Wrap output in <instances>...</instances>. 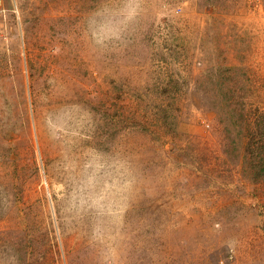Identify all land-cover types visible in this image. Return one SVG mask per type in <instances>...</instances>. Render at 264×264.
I'll list each match as a JSON object with an SVG mask.
<instances>
[{
  "label": "rangeland",
  "instance_id": "rangeland-1",
  "mask_svg": "<svg viewBox=\"0 0 264 264\" xmlns=\"http://www.w3.org/2000/svg\"><path fill=\"white\" fill-rule=\"evenodd\" d=\"M99 3L0 0V264H264V0Z\"/></svg>",
  "mask_w": 264,
  "mask_h": 264
},
{
  "label": "clouds",
  "instance_id": "clouds-1",
  "mask_svg": "<svg viewBox=\"0 0 264 264\" xmlns=\"http://www.w3.org/2000/svg\"><path fill=\"white\" fill-rule=\"evenodd\" d=\"M130 6L135 7V11L131 13L127 11ZM141 0H100V3L96 9L93 10V13L88 17L86 21L87 30L90 34L99 33L102 28L106 25L115 27L119 32V36L113 38L110 37L108 41L98 42V44H103L107 46L112 39L123 41L127 36H129L136 28L139 23ZM80 175L75 178L77 192H78V203L81 207H87L88 209L92 208V203L89 198H87L86 193L87 183L89 177L87 176L88 169L81 167L79 169ZM132 188V183L129 182V189ZM81 193L85 194V200L83 204L79 201V195ZM101 223L99 226V234L104 236L108 232V228L104 223L105 218H110L109 222L113 224H119L121 221V216L119 219H116L111 214L105 213L103 216H100Z\"/></svg>",
  "mask_w": 264,
  "mask_h": 264
},
{
  "label": "trees",
  "instance_id": "trees-1",
  "mask_svg": "<svg viewBox=\"0 0 264 264\" xmlns=\"http://www.w3.org/2000/svg\"><path fill=\"white\" fill-rule=\"evenodd\" d=\"M252 126L247 133L249 136L246 153L250 154V171L253 172L254 182H258L264 181V113H258L255 116Z\"/></svg>",
  "mask_w": 264,
  "mask_h": 264
}]
</instances>
